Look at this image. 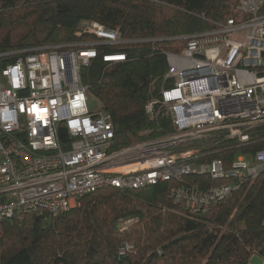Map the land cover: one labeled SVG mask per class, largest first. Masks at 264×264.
Listing matches in <instances>:
<instances>
[{
	"label": "built area",
	"instance_id": "built-area-1",
	"mask_svg": "<svg viewBox=\"0 0 264 264\" xmlns=\"http://www.w3.org/2000/svg\"><path fill=\"white\" fill-rule=\"evenodd\" d=\"M236 2L237 17L167 53L165 83L145 109L153 120L168 116L173 130L118 151L111 150V114L89 108L82 69L98 57L108 64L127 61L123 51L100 56L98 47L148 40L84 20L79 40L0 53V218L31 211L56 216L104 187L143 188L194 174L226 181L173 191L176 202L205 212L263 173L264 145L238 153L230 168L222 159L190 161L199 150L178 148L214 133L246 145L264 126V0ZM132 247L125 243L119 253Z\"/></svg>",
	"mask_w": 264,
	"mask_h": 264
},
{
	"label": "trees",
	"instance_id": "trees-1",
	"mask_svg": "<svg viewBox=\"0 0 264 264\" xmlns=\"http://www.w3.org/2000/svg\"><path fill=\"white\" fill-rule=\"evenodd\" d=\"M237 0H0V53L79 40L84 20L119 28L127 39L148 41L117 47L127 61L108 64L98 57L82 69V81L111 114V150L172 131L171 120H153L145 105L160 93L168 52H180L187 37L209 32L237 17ZM261 13H264V5ZM154 39V40H152ZM11 55L7 61H15ZM242 144L219 133L184 143L198 149L190 161L222 159L227 168L238 153L264 145V126ZM209 175H186L143 188L114 186L85 194L67 212H19L0 218V264H247L264 259V172L245 180L233 195L205 212L176 202L181 185L202 189L225 183ZM131 221L126 227L120 225ZM129 243L133 247L121 255Z\"/></svg>",
	"mask_w": 264,
	"mask_h": 264
},
{
	"label": "rangeland",
	"instance_id": "rangeland-1",
	"mask_svg": "<svg viewBox=\"0 0 264 264\" xmlns=\"http://www.w3.org/2000/svg\"><path fill=\"white\" fill-rule=\"evenodd\" d=\"M89 108L91 111H96V110H99L101 109V103L100 101L95 98V96L89 94ZM131 223V221H124L121 223V227L122 228H126L129 224ZM251 261L254 263V264H261L262 263V259L259 257V256H253Z\"/></svg>",
	"mask_w": 264,
	"mask_h": 264
},
{
	"label": "water",
	"instance_id": "water-1",
	"mask_svg": "<svg viewBox=\"0 0 264 264\" xmlns=\"http://www.w3.org/2000/svg\"><path fill=\"white\" fill-rule=\"evenodd\" d=\"M61 134H62V138L65 139L66 138L67 131L66 130H62Z\"/></svg>",
	"mask_w": 264,
	"mask_h": 264
}]
</instances>
